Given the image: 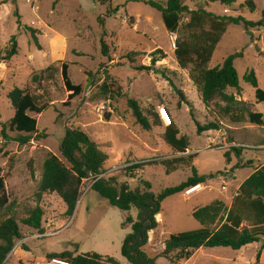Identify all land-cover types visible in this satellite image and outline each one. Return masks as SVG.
Returning a JSON list of instances; mask_svg holds the SVG:
<instances>
[{
	"label": "rangeland",
	"instance_id": "1",
	"mask_svg": "<svg viewBox=\"0 0 264 264\" xmlns=\"http://www.w3.org/2000/svg\"><path fill=\"white\" fill-rule=\"evenodd\" d=\"M147 1L0 0V46L7 51L13 36L19 45L18 55L0 65V171L10 199V206L0 209V224L7 218H15L24 237L4 264H43L46 253L66 251L76 255L96 253L129 264L122 255V245L132 229L123 227V223L127 216L137 218L136 209L125 213L112 207L89 188L92 179L85 180L71 217L66 215L67 207L60 200L42 205L37 196L43 165L50 153L69 166L60 150L69 129L83 131L108 155L104 177H116L131 190H143L142 180H145L158 195L193 177L194 169L201 176L215 175L202 184L203 190L191 196L179 193L162 203L158 234H151L152 244L146 249L150 257L157 258V264H170L159 257L164 249L162 242L172 235L202 228L192 215L195 209L217 200L230 206L239 184L264 166V126L234 124L222 117L219 102L203 103L190 79V70L182 69L175 56V42L180 36L186 37L187 32L169 33L161 13L146 4ZM155 1L166 5L168 0ZM248 1L237 0L230 7L207 0H191L186 4L190 11L204 9L216 16H242L258 23L262 20L264 0H253L254 12L246 5ZM188 18L186 15L183 22L187 23ZM29 29L39 31L42 49L34 43ZM103 44L109 48L108 57L102 53ZM158 49L163 54L155 52ZM132 52L140 53L134 63L127 59ZM154 52L155 58L160 59L155 64L151 57ZM238 53L243 55L235 60L242 90L239 98L253 104L264 115V104L256 101V89L245 80L247 73L255 72L259 88L264 90V27L245 30L241 25L228 26L209 68L221 66L229 56ZM62 63L69 65L71 81L84 89L70 107L63 105L69 93L60 72L45 87L37 89L32 83L35 74L53 64L61 69ZM104 83L116 84L121 92L107 94L102 89ZM16 88H28L32 94L44 95L43 101L49 100L52 105L41 115L33 114L39 131L46 133L47 138L34 139L28 146L15 142L19 134L9 129L15 110L8 95ZM227 92L239 96L236 89ZM130 100L145 115L166 108L180 137L188 138L189 150L179 154L165 142L164 123L150 131L142 129L133 117ZM196 122L201 125L220 122L222 126L220 131L199 135ZM3 124L9 139L2 135ZM235 127L239 128L235 130ZM232 142L235 145H229ZM233 147L241 149L240 157ZM227 153L231 163L227 161ZM180 157L183 162L170 173L160 164L162 160ZM250 161L254 162L253 166L238 168ZM129 163L151 165L140 171H128L123 166ZM38 206L43 207V227L50 235L23 224ZM179 264H264V242L241 251L202 248L189 261Z\"/></svg>",
	"mask_w": 264,
	"mask_h": 264
},
{
	"label": "trees",
	"instance_id": "2",
	"mask_svg": "<svg viewBox=\"0 0 264 264\" xmlns=\"http://www.w3.org/2000/svg\"><path fill=\"white\" fill-rule=\"evenodd\" d=\"M191 0H168L166 5L148 0L146 4L161 13L167 31L178 34L187 32L186 37H178L175 45V56L180 67L189 69L190 79L197 87L205 105L219 102L220 113L223 118H229L234 124L250 123L264 126V115L250 110L246 101L238 100L234 94H229L228 89H236L241 95L239 75L235 68V60L243 55L238 53L229 56L224 63L216 68H209L215 50L226 33L228 26L241 25L245 30L264 27V11L262 20L258 23L250 22L242 16L220 17L199 9L190 11L187 2ZM209 3H221L226 7L234 5L237 0H207ZM254 12L256 5L253 0L246 4ZM16 15H18L16 13ZM189 15L188 22L184 23L185 16ZM20 23V20H19ZM208 28V29H207ZM31 37L39 49H42L37 34L38 30L29 29ZM19 45L16 36L11 39L10 48L3 51L0 46V65L11 61L18 55ZM163 54L162 50H157ZM152 53L154 64L160 59ZM102 53L109 55V48L103 44ZM140 53L132 52L127 59L134 63L135 56ZM164 56V55H163ZM143 69H145L143 67ZM149 69V68H148ZM61 73L64 87L69 93L65 107H70L71 102L80 96L84 89L81 85L74 84L69 77V65L62 63L61 69L50 65L40 73L35 74L32 83L38 88L45 87L52 81L57 73ZM245 80L256 89V101L264 104V90L259 88L255 72H249ZM102 89L108 94H119L121 88L113 83H104ZM47 90V89H46ZM44 95L32 94L28 88H16L9 93L8 98L15 110V115L9 122L11 132H16L19 137L14 140L21 146H28L36 139L41 141L47 138L46 133H41L38 120L33 114L41 115L52 105L51 101H43ZM182 101L185 97L182 96ZM133 117L142 129L150 131L153 126L160 127L163 121L159 113L145 115L135 101L130 100ZM109 118V116H107ZM197 123L198 134L204 132L220 131V122H211L201 125ZM2 135H6V125L3 124ZM35 136V137H33ZM165 142L177 153L185 154L189 150L187 137H180L179 129L174 121L165 127ZM61 153L68 161L67 166L58 156L50 153L43 165V173L39 183L38 198L47 194H57L67 207V216H73L82 196L85 180L93 178L92 190L107 200L112 207L125 213L132 209L138 212L137 218L127 216L123 227L130 226L132 231L126 236L122 245V255L129 264H157V258L150 257L146 248L150 242V233H157L159 222L157 216L161 214V205L169 197L184 193L199 184H205L215 175L201 176L194 169V176L182 184L170 187L156 195L152 192V184L142 180L143 190H131L126 183H119L116 177H101L106 174L105 164L109 160L106 153L100 150L99 145L81 130H67L65 140L61 145ZM237 156H241V149L232 148ZM6 155V153H5ZM228 163L231 162L230 154L226 155ZM183 162V158L173 160L165 159L160 162L165 166L167 173L174 171L176 165ZM151 164H135L127 168L128 171H140ZM246 165L238 166L245 168ZM134 178V177H133ZM10 206V199L6 192L5 178L0 171V209ZM193 217L202 228L196 231L184 232L170 236L164 242V249L159 257L167 259L170 264H179L189 261L194 253L202 248H230L241 251L243 248L264 242V166L258 168L250 177L242 181L237 189L232 203L228 206L225 202L217 200L210 205L197 208ZM44 210L38 206L23 220V224L33 230L44 234ZM21 227L15 218H7L0 224V264H4L13 253L17 242L23 240ZM176 256V257H175ZM48 259L63 258L71 264H120L111 257L104 258L96 253L76 255L72 252L48 254ZM260 257H258V261Z\"/></svg>",
	"mask_w": 264,
	"mask_h": 264
},
{
	"label": "built area",
	"instance_id": "3",
	"mask_svg": "<svg viewBox=\"0 0 264 264\" xmlns=\"http://www.w3.org/2000/svg\"><path fill=\"white\" fill-rule=\"evenodd\" d=\"M174 46H175V45H174ZM159 115H160L161 120L163 121V123H164L167 127L170 126V125L172 124V119H171V117H170V113L168 112V110H167L166 108L162 107V108L160 109V111H159ZM135 164H138V163H129L128 165L123 166V168H129V167L134 166ZM101 177H104V175L101 176ZM91 179L93 180V178H91ZM94 181H95V180L92 181V184L89 186V188H92V185H93ZM83 187H85L84 184H83ZM200 189H203L202 184H199V185L194 186V187H192V188H190V189H187V190L185 191V194H186L187 196H191V195H193L194 193L201 191ZM195 190H197V191L194 192ZM82 192H83V188H82ZM16 249H17V247L15 248V250H16ZM43 264H71V263H70L68 260L63 259V258H51V259H48V258H47V259L44 261Z\"/></svg>",
	"mask_w": 264,
	"mask_h": 264
},
{
	"label": "crops",
	"instance_id": "4",
	"mask_svg": "<svg viewBox=\"0 0 264 264\" xmlns=\"http://www.w3.org/2000/svg\"><path fill=\"white\" fill-rule=\"evenodd\" d=\"M240 96H237V99L238 100H241L240 98H239ZM243 101H246L245 99H242ZM247 103H248V101H246ZM249 104V103H248ZM249 108H250V110H252V111H254V112H257L256 111V108L254 107V105L253 104H249ZM260 113V112H259ZM239 127H235V130H237ZM229 145H235V143L234 142H232V144H229ZM60 158V157H59ZM231 163V162H230ZM253 161L251 162H249L248 164L247 163H245V162H243V165H246V167H249V166H253ZM245 167V168H246ZM257 170V169H256ZM256 170H254L253 171V173L256 171ZM252 173V174H253ZM251 174V175H252ZM250 177V176H249ZM233 181H236L235 179H233ZM237 189H238V187L236 188V192H237ZM235 195H236V193H235ZM233 198H234V196L232 197V200H233ZM53 200H60V202H63L62 201V199L57 195V194H47V195H44L42 198H41V203H43L42 205H46V203H48V204H50ZM57 202H59V201H57ZM43 208V207H42ZM161 215H158L157 216V220H158V222H159V225H160V223H161V220H160V217ZM54 226V225H53ZM160 227V226H159ZM44 235H50V233H48L47 231H46V228L44 227ZM159 230V229H158ZM151 234L152 233H150V242H149V245L147 246V248L152 244V239H151ZM158 234V233H157ZM153 235H155L156 236V233H153ZM32 237H35V236H32ZM29 240V238L28 237H26L25 238V243H27V241ZM161 246H162V248H164V243L162 242L161 244H160ZM146 248V249H147ZM47 254H53V253H46L45 255H47ZM34 262H36V260L34 261ZM33 262V263H34Z\"/></svg>",
	"mask_w": 264,
	"mask_h": 264
},
{
	"label": "bare ground",
	"instance_id": "5",
	"mask_svg": "<svg viewBox=\"0 0 264 264\" xmlns=\"http://www.w3.org/2000/svg\"><path fill=\"white\" fill-rule=\"evenodd\" d=\"M204 189V188H203ZM203 189H200V190H203ZM197 190H195L194 192H196Z\"/></svg>",
	"mask_w": 264,
	"mask_h": 264
}]
</instances>
